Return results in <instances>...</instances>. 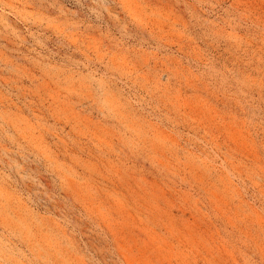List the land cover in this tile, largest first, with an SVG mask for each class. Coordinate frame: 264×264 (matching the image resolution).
<instances>
[{"label":"rangeland","instance_id":"obj_1","mask_svg":"<svg viewBox=\"0 0 264 264\" xmlns=\"http://www.w3.org/2000/svg\"><path fill=\"white\" fill-rule=\"evenodd\" d=\"M0 264H264V0H0Z\"/></svg>","mask_w":264,"mask_h":264}]
</instances>
